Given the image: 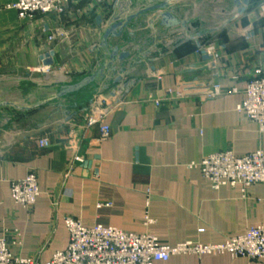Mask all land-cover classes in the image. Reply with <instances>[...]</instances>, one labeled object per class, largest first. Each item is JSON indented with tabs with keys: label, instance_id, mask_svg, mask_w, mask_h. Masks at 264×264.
I'll return each mask as SVG.
<instances>
[{
	"label": "crops",
	"instance_id": "0c3cea01",
	"mask_svg": "<svg viewBox=\"0 0 264 264\" xmlns=\"http://www.w3.org/2000/svg\"><path fill=\"white\" fill-rule=\"evenodd\" d=\"M15 2L0 0V238L13 256L45 263L65 250L66 218L168 246L220 244L264 226V182L245 193L214 190L195 167L212 154L264 149V134L236 110L255 71L264 76V0H71L63 16L25 20L10 8ZM163 5L102 47L116 19ZM166 12L177 26L163 25ZM91 76L89 86L60 97ZM188 85L184 98L167 93ZM214 85L222 94L207 97ZM94 106L112 109L106 140L87 127ZM25 122L30 133L21 131ZM29 173L40 193L31 209L11 196V183ZM156 264L264 260L181 255Z\"/></svg>",
	"mask_w": 264,
	"mask_h": 264
},
{
	"label": "built area",
	"instance_id": "2783aa9c",
	"mask_svg": "<svg viewBox=\"0 0 264 264\" xmlns=\"http://www.w3.org/2000/svg\"><path fill=\"white\" fill-rule=\"evenodd\" d=\"M70 1L16 0L10 8L16 10L19 18L23 20L34 19L40 15L60 17L65 14ZM58 34L62 36L60 32ZM55 38L51 35L48 40L52 42ZM190 89L191 86L188 85L167 93L184 98ZM206 94L207 97H213L222 94V90L219 85H214ZM96 103L99 104L98 99ZM236 110L248 121L256 124L260 134H264V76L261 70L255 71V78L245 90V99ZM111 111L110 106L102 109L94 106L91 109L87 127L98 128L100 140H106L111 134L110 127L105 123ZM39 145L41 148L49 147L45 139H40ZM78 161H81L79 157L73 158V162ZM195 167L210 182L214 190L230 186L240 187L245 193L248 188L264 182V149L244 156H236L232 151L212 154ZM39 194L37 176L34 173H29L23 180L11 183V196L14 202L24 208H33ZM65 226L70 235L69 245L65 250L56 252L48 262L40 263L29 258L15 257L10 252L6 240L0 238V264H156L168 262L172 257L181 255L201 258L224 254L251 261L264 260V226L251 227L245 234L227 238L220 244L187 242L175 246L161 244L151 234L137 235L103 226L86 228L79 220L72 218L65 219Z\"/></svg>",
	"mask_w": 264,
	"mask_h": 264
},
{
	"label": "water",
	"instance_id": "95a60500",
	"mask_svg": "<svg viewBox=\"0 0 264 264\" xmlns=\"http://www.w3.org/2000/svg\"><path fill=\"white\" fill-rule=\"evenodd\" d=\"M245 4L248 5L249 4V0H245ZM165 6L166 5L159 6L157 8H149L147 10H144V11L140 12L137 15L130 16L124 22L120 21L119 19H116L115 22L105 30V33H104V36H103L102 47L109 48V43L108 42H109L110 38L120 37L122 35L123 31L128 28L129 24L134 19H136L138 16H140L141 14L150 12V11H152L154 9H163V8H165ZM240 13H242V11ZM161 17H162V23H163L164 26L172 27V26H177L178 25V22L168 12L163 13ZM117 55H118V49L113 48L112 49V53L110 54V60H111L110 65H112V62L115 60ZM128 56H129L128 54L123 53V54L120 55L119 60L123 61ZM52 57H53V53L46 55L43 58L44 65L53 66L54 62L52 60ZM102 73L103 72H101L100 74H102ZM95 78H96L95 76L87 77L84 80H82L81 82H79L78 84H75L73 86H69V87L64 88L63 92L60 94V97L81 91L82 89H84L87 86H89L95 80Z\"/></svg>",
	"mask_w": 264,
	"mask_h": 264
},
{
	"label": "rangeland",
	"instance_id": "374dc122",
	"mask_svg": "<svg viewBox=\"0 0 264 264\" xmlns=\"http://www.w3.org/2000/svg\"><path fill=\"white\" fill-rule=\"evenodd\" d=\"M28 90V87H24L23 88V92H24V94H25V91H27ZM17 103H20L19 105H25L24 104V102H23V100L20 98V100L17 102ZM25 126V128H23L24 130H21V131H23V132H28V131H30V130H28V129H30V125H29V122H25V123H23ZM28 133H30V132H28ZM28 133H24V135H28Z\"/></svg>",
	"mask_w": 264,
	"mask_h": 264
}]
</instances>
